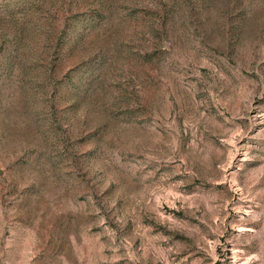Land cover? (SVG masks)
<instances>
[{
    "label": "rangeland",
    "instance_id": "374dc122",
    "mask_svg": "<svg viewBox=\"0 0 264 264\" xmlns=\"http://www.w3.org/2000/svg\"><path fill=\"white\" fill-rule=\"evenodd\" d=\"M0 264H264V0H0Z\"/></svg>",
    "mask_w": 264,
    "mask_h": 264
}]
</instances>
